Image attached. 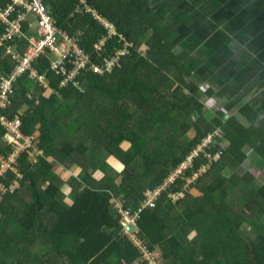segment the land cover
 <instances>
[{"label": "trees", "instance_id": "obj_1", "mask_svg": "<svg viewBox=\"0 0 264 264\" xmlns=\"http://www.w3.org/2000/svg\"><path fill=\"white\" fill-rule=\"evenodd\" d=\"M87 2L117 26L131 44L129 54L111 73H85L80 87L63 85L45 57L34 67L45 85L29 74L14 83L10 106L0 116L22 117V134L34 135L32 145L42 154L28 149L15 161L19 186L0 201V264H148L124 234L117 202L140 210L139 236L159 264H264V223L261 228L258 220L264 216V185L239 173L226 150V157L224 152L215 159L220 145L212 143L194 159L195 168L176 176L213 129L201 116L193 58L177 55L166 13L149 0ZM44 3L89 52L106 34L92 14L75 12L77 0ZM11 46L22 53L27 42L14 38ZM121 47L110 40L103 57L93 53L92 62L103 64ZM11 64L0 48V76ZM3 132L0 125V154L6 155L11 148ZM260 150L255 162L264 169ZM209 163L204 175L189 181ZM107 164L118 166V173L105 174ZM80 170L84 179L77 177ZM149 199L154 207L144 206ZM245 222L254 227L248 230ZM24 240L28 249L14 245ZM36 245L46 253L32 259ZM15 254L22 259L14 261Z\"/></svg>", "mask_w": 264, "mask_h": 264}, {"label": "crops", "instance_id": "obj_2", "mask_svg": "<svg viewBox=\"0 0 264 264\" xmlns=\"http://www.w3.org/2000/svg\"><path fill=\"white\" fill-rule=\"evenodd\" d=\"M149 1L176 25L175 51L193 58L202 112L224 146L263 141L264 0Z\"/></svg>", "mask_w": 264, "mask_h": 264}, {"label": "built area", "instance_id": "obj_3", "mask_svg": "<svg viewBox=\"0 0 264 264\" xmlns=\"http://www.w3.org/2000/svg\"><path fill=\"white\" fill-rule=\"evenodd\" d=\"M76 13H90L94 19L103 26L106 34L93 44V52L79 44L78 35L70 34L62 29L57 20L52 16L50 10L45 5L44 0H0V48L5 49L6 56L11 60V70L7 75L0 76V110H6L10 106L9 97L13 93L14 83L23 75L29 74L31 79H36L38 83L45 85L43 76L35 72V64L40 57L48 59L49 71L56 76L63 77V85L76 87L80 83V78L87 72L104 76L123 57L129 54L130 43L126 42L117 26L108 19L101 16L98 11L88 5L87 0H77ZM24 26L26 28L24 29ZM26 30V32H25ZM23 38L27 42L25 50L21 53L16 47L11 46L13 40ZM112 39H118L122 47L114 54L104 59V63H93V53L103 57V50ZM0 125L4 129L3 141L7 147L11 148L10 153L0 154V197L10 194L19 186L21 174L14 167L16 159L25 150H32L39 155L42 154L36 147H33V136H25L21 132L22 117L8 119L0 116ZM212 136L199 145L200 152ZM199 152V153H200ZM198 155L189 154L186 158L190 164H185L184 160L177 170L176 176L184 177V172L193 168L194 159ZM208 158L212 154L207 155ZM211 163L202 164L196 169L194 177L189 181L196 180L204 175ZM195 168V167H194ZM11 171L15 175L11 179L7 174ZM5 182H8L6 184ZM18 185L15 186V183ZM122 202L116 203L121 218L124 234L128 235L132 242L141 249L148 264H159L154 252L148 250L146 244L140 238V229L137 224L139 212H131L125 209ZM155 206L154 199L146 201L145 205Z\"/></svg>", "mask_w": 264, "mask_h": 264}, {"label": "rangeland", "instance_id": "obj_4", "mask_svg": "<svg viewBox=\"0 0 264 264\" xmlns=\"http://www.w3.org/2000/svg\"><path fill=\"white\" fill-rule=\"evenodd\" d=\"M156 8V7H154ZM172 26H176V25H173L171 24ZM202 29V28H201ZM149 35L151 34L150 32L148 33ZM146 39H149L148 36H145ZM78 39L80 40V35L78 37ZM146 39H144L143 41L145 42ZM176 49V47H175ZM140 50L142 51V53H145V50H146V47L145 46H142L140 48ZM122 60V59H121ZM121 60L117 63H115V65L110 69L109 73H111L113 71V68L117 65L120 64ZM76 87H80V84ZM203 110V108H202ZM201 116H205V113L204 112H201ZM207 118V117H206ZM209 120L206 121V123H208L211 127V129H213L214 131H218V133L220 132V129L218 128V125L217 123H214L212 121V117L208 116ZM222 122H226V121H223ZM264 126V121L261 122ZM224 143H225V137H223L222 139V143H221V152L217 153L215 155V159H220L223 157L224 155V152L225 150L227 151L228 155H231V160L233 161L234 165H239L237 167V170L239 173H242V175L246 172L249 173V178H253L255 179V183L260 186L261 184L264 185V170H262V168L260 166H258L255 162V159H257V157L262 154V150H260L261 148L264 147V140L261 141L260 143H256V142H253L250 140V143H242L241 141H238V143L240 144H235V145H228V146H224ZM230 147H233V153H231V148ZM199 152H200V147L197 145L192 151L190 154H195V155H199ZM39 155V154H38ZM225 157H226V152H225ZM32 160H36L35 158L31 157ZM186 160H188L186 158ZM67 163H71V162H67ZM232 163V164H233ZM185 164H190L189 160L185 163ZM69 165V164H68ZM211 165V164H210ZM105 169H106V172L105 174L107 175H110L112 176L113 175V172H114V169L112 167H110L108 164L107 166H105ZM60 171H62V169H60ZM66 172V171H65ZM67 173H63V177L66 179L68 176L66 175ZM85 172L80 170V172L77 173V177L79 179H84L85 177ZM118 184H121V179L118 180ZM18 185V182L15 183V186ZM2 200V197H0V201ZM249 211V210H248ZM250 215L254 216V214L252 212H250ZM262 224H261V228H262V225L264 223V216L260 217L258 219ZM245 226L248 230H251V227H254L252 226L251 224H249V222H245ZM9 232V231H7ZM11 233V232H9ZM249 237H253V235H249ZM23 243H20L19 245L18 244H14V245H17L20 249H28L27 247V244L24 243V242H27L29 243L27 240H24V241H21ZM8 244L10 246L11 243L8 242ZM7 244V245H8ZM13 245V246H14ZM33 255H32V259H36L35 257V254L38 253V254H44L46 252H44L40 247H38V245L35 246V248H32V252H31ZM37 254V255H38ZM14 261H18V260H21L22 258L21 257H17V255L15 254L14 255ZM10 259V258H9ZM11 260V259H10ZM38 261V260H37ZM8 262V261H7Z\"/></svg>", "mask_w": 264, "mask_h": 264}, {"label": "clouds", "instance_id": "obj_5", "mask_svg": "<svg viewBox=\"0 0 264 264\" xmlns=\"http://www.w3.org/2000/svg\"><path fill=\"white\" fill-rule=\"evenodd\" d=\"M52 73V72H51ZM80 83V82H79ZM208 136H212V139H211V141H208L207 142V144H206V146L205 147H202V150H203V152L205 151V148H209L210 146H209V144H211L212 143V145L211 146H214L215 147V144H220L219 142L220 141H222V139H223V136H220V134H215V131L213 132H210V134L208 135ZM207 136V137H208ZM206 137V138H207ZM206 138H204L201 142H200V144H198V146L199 145H201L205 140H206ZM219 152H221V146H219L218 147V150L213 154V156L215 157V155L217 154V153H219Z\"/></svg>", "mask_w": 264, "mask_h": 264}]
</instances>
